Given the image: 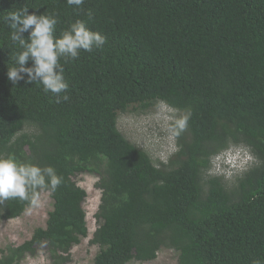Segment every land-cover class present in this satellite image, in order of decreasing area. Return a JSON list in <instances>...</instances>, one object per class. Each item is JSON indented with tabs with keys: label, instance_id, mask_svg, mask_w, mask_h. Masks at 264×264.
Listing matches in <instances>:
<instances>
[{
	"label": "trees",
	"instance_id": "trees-1",
	"mask_svg": "<svg viewBox=\"0 0 264 264\" xmlns=\"http://www.w3.org/2000/svg\"><path fill=\"white\" fill-rule=\"evenodd\" d=\"M22 6L55 13L57 36L79 19L107 38L60 60L67 101L56 103L38 82L7 79L19 48L3 17ZM159 101L185 118L158 166L121 132L118 116ZM244 148L256 160L230 185L214 160ZM10 154L53 167L61 183L49 191L46 226L1 249L0 264L42 247L52 264L71 261L89 236L87 190L75 180L82 173L97 175L101 189L90 239L100 249L90 264L151 261L164 247L179 264H264V0H84L79 8L0 0V157ZM28 207L0 200V221Z\"/></svg>",
	"mask_w": 264,
	"mask_h": 264
},
{
	"label": "clouds",
	"instance_id": "clouds-1",
	"mask_svg": "<svg viewBox=\"0 0 264 264\" xmlns=\"http://www.w3.org/2000/svg\"><path fill=\"white\" fill-rule=\"evenodd\" d=\"M83 3L84 0H67L68 5L76 8ZM29 9L22 6L3 17V21L11 30V41L19 48L14 65L7 67V79L13 85L20 81L25 84L38 82L43 86L45 93L53 94L56 103L67 101L69 84L64 77V67L60 60H75L81 50L91 52L94 48H100L107 38L90 30L86 23L79 19L57 36L55 32L58 20L55 13H30ZM24 33H28L27 38ZM29 61L31 66H27ZM180 126H184L183 121ZM240 150L233 153L236 154ZM243 151L251 157V160L245 163L246 167H250L256 159L246 148ZM60 183L61 178L51 166L42 168L31 162L21 161L11 154L0 157V200L19 198L27 201L30 208L38 207L41 194L55 190Z\"/></svg>",
	"mask_w": 264,
	"mask_h": 264
},
{
	"label": "rangeland",
	"instance_id": "rangeland-1",
	"mask_svg": "<svg viewBox=\"0 0 264 264\" xmlns=\"http://www.w3.org/2000/svg\"><path fill=\"white\" fill-rule=\"evenodd\" d=\"M185 113L169 107L159 101L147 108L131 107L118 116V127L132 143L144 149L156 165L167 163L169 156L177 146L176 124L181 123ZM241 158V160H239ZM251 160L250 155L243 150L236 154L230 151L220 154L214 160V171H225L230 185L235 181L236 175L242 174L247 167L245 163ZM227 165L229 168L223 167ZM77 183L87 190L84 208L87 212L89 236L75 245L71 250V261L67 264H90L100 247L91 243L94 231L99 226L96 213L101 200V189L96 182L97 175L82 173L75 177ZM54 199L50 192L41 194L38 207H28L19 217L0 221V256L1 249L11 244H20L29 239L37 227H45L49 212L53 208ZM16 264H52L45 247L40 248L36 254L27 255ZM127 264H179L178 253L170 248H162L157 257L151 261L131 260Z\"/></svg>",
	"mask_w": 264,
	"mask_h": 264
},
{
	"label": "built area",
	"instance_id": "built-area-1",
	"mask_svg": "<svg viewBox=\"0 0 264 264\" xmlns=\"http://www.w3.org/2000/svg\"><path fill=\"white\" fill-rule=\"evenodd\" d=\"M231 152H234V151H231ZM230 153V152H229ZM239 160H241V159H239Z\"/></svg>",
	"mask_w": 264,
	"mask_h": 264
}]
</instances>
